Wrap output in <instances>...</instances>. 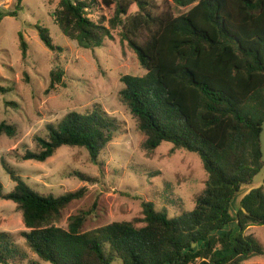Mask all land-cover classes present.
<instances>
[{"label":"trees","instance_id":"1","mask_svg":"<svg viewBox=\"0 0 264 264\" xmlns=\"http://www.w3.org/2000/svg\"><path fill=\"white\" fill-rule=\"evenodd\" d=\"M115 7L110 26L96 22L88 11L97 0H60L53 17L66 37L83 49L101 47L120 27L122 36L146 70L124 75L122 102L153 151L167 142L173 150L200 156L208 180L192 211L176 217L143 202L137 226L114 221L91 232L83 226L90 211L73 216L68 229L56 225L62 211L85 196L86 188L62 195L33 189L4 164L15 182L0 198L13 201L22 212L27 244L51 264H244L264 255L252 226L264 225V188L253 190L232 213L241 185L252 182L261 169L260 133L264 121V0H172L190 9L180 16L157 14L149 0H101ZM0 10V24L21 9ZM39 37L51 51L62 50L50 30L38 26ZM22 55L28 43L20 33ZM64 70L50 73L49 89L62 83ZM0 85V93L10 92ZM120 122L100 107L69 112L34 136L37 150L22 159L45 162L63 146L85 148L100 165L101 153L114 140ZM15 125L2 122L0 135L14 137ZM83 181H93L77 173ZM246 209V213L243 211ZM237 231L224 232L233 222ZM196 243L194 247L193 244ZM16 248L0 232V264H9Z\"/></svg>","mask_w":264,"mask_h":264},{"label":"rangeland","instance_id":"2","mask_svg":"<svg viewBox=\"0 0 264 264\" xmlns=\"http://www.w3.org/2000/svg\"><path fill=\"white\" fill-rule=\"evenodd\" d=\"M157 14L169 12L180 16L190 9L172 0H149ZM18 0H0V10L14 11ZM88 11L96 22L110 26L115 7L101 0ZM60 0H22L16 17H6L0 24V85L10 88L0 93V124L17 127L14 137L0 135V182L3 193L15 187L7 173V164L33 189L57 196L86 188L85 196L72 202L61 214L57 226L68 229L73 216L90 211L84 232H91L114 221H130L143 226V202H154L156 209L176 217L192 211L196 199L206 187L208 173L200 156L186 150H173L167 142L153 151L144 147L145 136L120 91L124 75L142 76L146 70L137 54L122 36L120 27L112 29L113 38L94 49H83L62 34L54 22ZM50 30L53 42L62 50L51 51L41 41L38 26ZM20 33L28 43L24 57ZM63 69L62 83L49 89L50 73ZM100 107L120 122L114 140L101 153L95 165L85 148L63 146L45 162L23 160L27 150L36 151L34 136H45L50 123H58L69 112H86ZM77 173L93 181H83ZM239 196V195H238ZM234 199L232 213L241 204ZM233 222L224 232L237 231ZM22 212L13 201L0 198V232L9 234L16 256L9 264H51L43 261L29 247L24 232ZM264 247V225L252 226ZM113 264H122L117 259ZM244 264H264L259 255Z\"/></svg>","mask_w":264,"mask_h":264},{"label":"water","instance_id":"3","mask_svg":"<svg viewBox=\"0 0 264 264\" xmlns=\"http://www.w3.org/2000/svg\"><path fill=\"white\" fill-rule=\"evenodd\" d=\"M262 130L260 133V144H261V160L263 162V165L259 172L254 176L252 182L244 183L241 185L240 191L238 193V201L240 204L242 201L252 193L253 190L264 188V121L262 122ZM243 211L246 213V209L243 208ZM193 246H196V243L193 244Z\"/></svg>","mask_w":264,"mask_h":264}]
</instances>
